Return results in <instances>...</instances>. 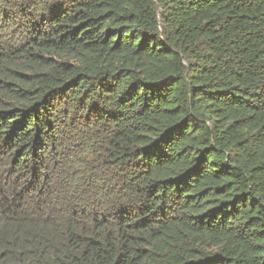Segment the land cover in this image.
I'll list each match as a JSON object with an SVG mask.
<instances>
[{"label": "trees", "instance_id": "1", "mask_svg": "<svg viewBox=\"0 0 264 264\" xmlns=\"http://www.w3.org/2000/svg\"><path fill=\"white\" fill-rule=\"evenodd\" d=\"M0 264H264V0H0Z\"/></svg>", "mask_w": 264, "mask_h": 264}]
</instances>
